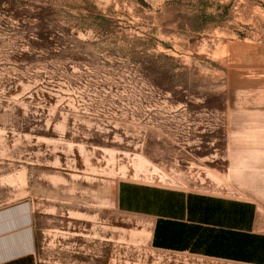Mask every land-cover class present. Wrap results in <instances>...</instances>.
Listing matches in <instances>:
<instances>
[{"label":"rangeland","instance_id":"rangeland-1","mask_svg":"<svg viewBox=\"0 0 264 264\" xmlns=\"http://www.w3.org/2000/svg\"><path fill=\"white\" fill-rule=\"evenodd\" d=\"M255 177L264 0H0V191L37 203L36 264H237L154 249L116 187Z\"/></svg>","mask_w":264,"mask_h":264},{"label":"crops","instance_id":"crops-1","mask_svg":"<svg viewBox=\"0 0 264 264\" xmlns=\"http://www.w3.org/2000/svg\"><path fill=\"white\" fill-rule=\"evenodd\" d=\"M245 187L238 196L123 180L115 205L148 222L154 249L264 264V181ZM37 210L33 197L0 191V264H36Z\"/></svg>","mask_w":264,"mask_h":264},{"label":"trees","instance_id":"trees-1","mask_svg":"<svg viewBox=\"0 0 264 264\" xmlns=\"http://www.w3.org/2000/svg\"><path fill=\"white\" fill-rule=\"evenodd\" d=\"M40 9L41 11L35 13L36 14L35 18L38 20L40 29H48L47 27L53 22L52 12L54 10L50 8H44V7H40ZM43 11H48V12H43ZM47 35L48 34L46 33H38L37 40L41 42L42 45L43 43H46L49 46V42L52 36L48 37ZM43 46L48 49V46H45V45Z\"/></svg>","mask_w":264,"mask_h":264},{"label":"bare ground","instance_id":"bare-ground-1","mask_svg":"<svg viewBox=\"0 0 264 264\" xmlns=\"http://www.w3.org/2000/svg\"><path fill=\"white\" fill-rule=\"evenodd\" d=\"M145 228V227H144ZM149 233V232H148Z\"/></svg>","mask_w":264,"mask_h":264}]
</instances>
